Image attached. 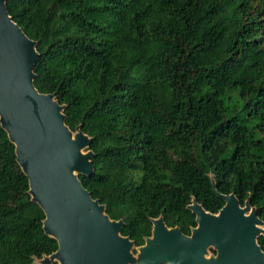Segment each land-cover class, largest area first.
I'll list each match as a JSON object with an SVG mask.
<instances>
[{"label":"trees","instance_id":"16d2710c","mask_svg":"<svg viewBox=\"0 0 264 264\" xmlns=\"http://www.w3.org/2000/svg\"><path fill=\"white\" fill-rule=\"evenodd\" d=\"M7 9L37 43L35 87L93 139L95 172L81 182L136 247L160 217L191 235L193 199L217 214L218 193L249 201L264 222V0H7ZM29 192L0 123V264L59 249ZM258 243L264 251V235Z\"/></svg>","mask_w":264,"mask_h":264},{"label":"water","instance_id":"95a60500","mask_svg":"<svg viewBox=\"0 0 264 264\" xmlns=\"http://www.w3.org/2000/svg\"><path fill=\"white\" fill-rule=\"evenodd\" d=\"M36 46L9 15L7 0H0V123L16 147L32 200L46 214L44 231L58 241V251L43 259L54 264H264L258 243L264 222L234 193L217 192L225 201L217 214L193 199L188 208L197 227L190 236L169 228L163 217L153 220L152 236L142 247L123 236L125 222L111 219L79 178L95 172L93 139L81 128L73 132L65 106L34 85Z\"/></svg>","mask_w":264,"mask_h":264},{"label":"rangeland","instance_id":"374dc122","mask_svg":"<svg viewBox=\"0 0 264 264\" xmlns=\"http://www.w3.org/2000/svg\"><path fill=\"white\" fill-rule=\"evenodd\" d=\"M213 252V249H210V253ZM34 264H54V260H52L51 258H46V259H42L40 261H37Z\"/></svg>","mask_w":264,"mask_h":264},{"label":"flooded vegetation","instance_id":"af4514ba","mask_svg":"<svg viewBox=\"0 0 264 264\" xmlns=\"http://www.w3.org/2000/svg\"><path fill=\"white\" fill-rule=\"evenodd\" d=\"M242 205V204H241ZM245 206V205H244ZM243 207V206H242ZM188 236H190V235H188ZM151 237V236H150ZM146 238H149V237H146ZM145 238V239H146ZM136 246V245H135ZM144 246V245H143ZM139 247H142V246H137V248H139ZM136 253V252H135ZM212 253H214V251L212 252Z\"/></svg>","mask_w":264,"mask_h":264}]
</instances>
